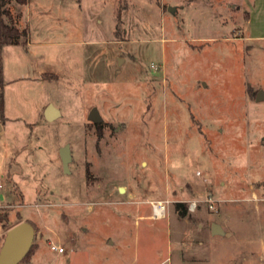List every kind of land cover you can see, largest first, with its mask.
Masks as SVG:
<instances>
[{
  "label": "rangeland",
  "instance_id": "374dc122",
  "mask_svg": "<svg viewBox=\"0 0 264 264\" xmlns=\"http://www.w3.org/2000/svg\"><path fill=\"white\" fill-rule=\"evenodd\" d=\"M9 8L28 34L3 47L0 215L36 230L21 264H264V0ZM132 197L140 227L112 211Z\"/></svg>",
  "mask_w": 264,
  "mask_h": 264
},
{
  "label": "water",
  "instance_id": "95a60500",
  "mask_svg": "<svg viewBox=\"0 0 264 264\" xmlns=\"http://www.w3.org/2000/svg\"><path fill=\"white\" fill-rule=\"evenodd\" d=\"M256 100L264 101V92L258 91ZM90 113L91 114L89 116V120L91 122L97 124L102 123L103 119L101 118L100 113H98L96 108L92 109ZM45 114L46 119L49 122L55 121V119H57L61 115L59 111L52 105H49L46 108ZM60 158L61 162L63 163L64 170L66 171V173H69V167L72 161V155L69 146L61 149ZM120 192H123V189H121ZM214 225V235L225 234V231L219 225ZM35 236L36 230H34V227L31 223L26 221L12 226L10 229H8L0 250V264H21L25 257L31 251Z\"/></svg>",
  "mask_w": 264,
  "mask_h": 264
},
{
  "label": "trees",
  "instance_id": "16d2710c",
  "mask_svg": "<svg viewBox=\"0 0 264 264\" xmlns=\"http://www.w3.org/2000/svg\"><path fill=\"white\" fill-rule=\"evenodd\" d=\"M29 0H0V116L1 119L5 120L6 116L4 115V65H3V47L12 45H19L23 36L27 35L28 32L26 29H20L17 25L19 18H21V11L19 10L16 13V16L13 15L12 11L9 8V5L14 3L17 7L25 6L28 4ZM81 3L82 0H77ZM8 19L10 21H8ZM18 20V21H17ZM252 96H257L258 92L253 93L249 91ZM177 207L181 210V214L185 216L188 212L187 205L184 203H177ZM9 214L0 215V224L6 228V231L11 227L8 226ZM30 253V252H29Z\"/></svg>",
  "mask_w": 264,
  "mask_h": 264
},
{
  "label": "crops",
  "instance_id": "0c3cea01",
  "mask_svg": "<svg viewBox=\"0 0 264 264\" xmlns=\"http://www.w3.org/2000/svg\"><path fill=\"white\" fill-rule=\"evenodd\" d=\"M121 193H123V192H121ZM176 202L177 203H183V201H181V200H178ZM112 205L117 206L116 208H113V210H112L115 213H120L122 211H119V210H121V209L123 210V208H125L126 209L125 211H127L126 213L128 214V216H133V215L135 216L136 215L135 218H134L136 227L137 226L140 227L141 221H145L146 220L145 201H140V202L135 203L134 199L132 197L130 200H123L122 202H119V203L114 202ZM123 213H125V212L123 211L122 214ZM150 219L152 221H157V220H161L163 218H161V219L157 218L156 219L154 217V215L153 216L151 215ZM110 243L113 244L112 241ZM146 259H148V252H146ZM145 261H148V260H145ZM172 264H173V262H172Z\"/></svg>",
  "mask_w": 264,
  "mask_h": 264
},
{
  "label": "built area",
  "instance_id": "2783aa9c",
  "mask_svg": "<svg viewBox=\"0 0 264 264\" xmlns=\"http://www.w3.org/2000/svg\"><path fill=\"white\" fill-rule=\"evenodd\" d=\"M1 185H0V189H1ZM196 203H191L190 204V207H189V210H196ZM209 207L210 208H214V202L212 200H209ZM152 209L154 210V217L157 219V218H163L166 216V208H165V205H163L162 203H158L156 205H153ZM51 246V250L53 252H56V253H60V254H63L65 253V248L60 246V245H56V244H53L51 243L50 244Z\"/></svg>",
  "mask_w": 264,
  "mask_h": 264
},
{
  "label": "flooded vegetation",
  "instance_id": "af4514ba",
  "mask_svg": "<svg viewBox=\"0 0 264 264\" xmlns=\"http://www.w3.org/2000/svg\"><path fill=\"white\" fill-rule=\"evenodd\" d=\"M92 123H94V122H92ZM102 123H103V121H102ZM102 123H100V124H102ZM94 124H97V123H94ZM97 125H99V124H97Z\"/></svg>",
  "mask_w": 264,
  "mask_h": 264
},
{
  "label": "bare ground",
  "instance_id": "6f19581e",
  "mask_svg": "<svg viewBox=\"0 0 264 264\" xmlns=\"http://www.w3.org/2000/svg\"><path fill=\"white\" fill-rule=\"evenodd\" d=\"M124 191V190H123Z\"/></svg>",
  "mask_w": 264,
  "mask_h": 264
}]
</instances>
